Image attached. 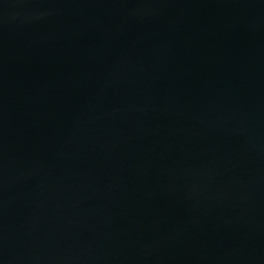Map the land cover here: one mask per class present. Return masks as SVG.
Returning <instances> with one entry per match:
<instances>
[{"label": "water", "instance_id": "1", "mask_svg": "<svg viewBox=\"0 0 264 264\" xmlns=\"http://www.w3.org/2000/svg\"><path fill=\"white\" fill-rule=\"evenodd\" d=\"M0 264H264V0H0Z\"/></svg>", "mask_w": 264, "mask_h": 264}]
</instances>
